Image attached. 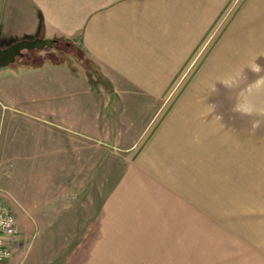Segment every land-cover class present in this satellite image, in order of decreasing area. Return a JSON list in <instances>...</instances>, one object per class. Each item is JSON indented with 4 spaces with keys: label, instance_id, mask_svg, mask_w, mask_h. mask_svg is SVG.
<instances>
[{
    "label": "rangeland",
    "instance_id": "rangeland-1",
    "mask_svg": "<svg viewBox=\"0 0 264 264\" xmlns=\"http://www.w3.org/2000/svg\"><path fill=\"white\" fill-rule=\"evenodd\" d=\"M185 20L155 118L131 150L106 143L71 190L79 214L31 229L0 199L16 220L0 264H264V0H183Z\"/></svg>",
    "mask_w": 264,
    "mask_h": 264
},
{
    "label": "crops",
    "instance_id": "crops-1",
    "mask_svg": "<svg viewBox=\"0 0 264 264\" xmlns=\"http://www.w3.org/2000/svg\"><path fill=\"white\" fill-rule=\"evenodd\" d=\"M184 22L183 0H0V48L52 41L0 67V199L18 222L53 227L84 205L71 190L106 167L107 142L134 147L183 59Z\"/></svg>",
    "mask_w": 264,
    "mask_h": 264
},
{
    "label": "built area",
    "instance_id": "built-area-1",
    "mask_svg": "<svg viewBox=\"0 0 264 264\" xmlns=\"http://www.w3.org/2000/svg\"><path fill=\"white\" fill-rule=\"evenodd\" d=\"M14 215L0 202V262L6 260L11 253V245L15 243L16 222Z\"/></svg>",
    "mask_w": 264,
    "mask_h": 264
},
{
    "label": "water",
    "instance_id": "water-1",
    "mask_svg": "<svg viewBox=\"0 0 264 264\" xmlns=\"http://www.w3.org/2000/svg\"><path fill=\"white\" fill-rule=\"evenodd\" d=\"M52 43L49 39H33L26 40L22 39L16 41L15 43L5 47L0 48V67L5 66L13 62L14 58L21 53L23 50L33 49V48H43L44 46H50Z\"/></svg>",
    "mask_w": 264,
    "mask_h": 264
}]
</instances>
